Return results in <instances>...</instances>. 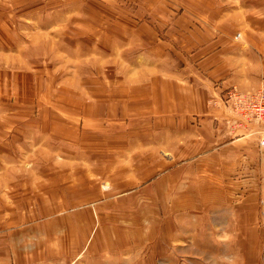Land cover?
Listing matches in <instances>:
<instances>
[{"label": "rangeland", "instance_id": "obj_1", "mask_svg": "<svg viewBox=\"0 0 264 264\" xmlns=\"http://www.w3.org/2000/svg\"><path fill=\"white\" fill-rule=\"evenodd\" d=\"M175 5L182 8L183 0H0V264H264L260 182L238 191L239 215L230 205L220 213L215 206L208 214L209 207L191 212L184 230L191 228L185 233L192 237L181 239L158 207L128 202V194L135 202L152 188L105 190L107 178L98 172L110 167L91 165L83 174L94 184L79 193L71 187L79 176L58 169L76 162L52 154L58 144L75 148V139L97 152L121 141L126 125L110 124L92 100L140 79L134 70L143 69V21L154 22L147 11ZM213 96L207 106L223 109ZM223 124L231 139L264 149L253 135ZM51 126L54 147L43 141ZM114 200L125 204H108ZM185 243L190 248L177 249Z\"/></svg>", "mask_w": 264, "mask_h": 264}, {"label": "crops", "instance_id": "obj_2", "mask_svg": "<svg viewBox=\"0 0 264 264\" xmlns=\"http://www.w3.org/2000/svg\"><path fill=\"white\" fill-rule=\"evenodd\" d=\"M183 3L182 8L147 11L154 22L143 21V69L134 70L140 79L124 81L122 87L106 90L107 98L92 100L98 114L105 110L110 124L126 125L121 141L97 152L84 150L75 139V148L68 149L54 141L52 126L51 136L46 140L43 135V141L59 145L52 153L56 157L76 162L74 169H58L79 176L71 186L79 193L94 184L83 174L88 167L107 165L109 173L98 172L107 178L105 190L152 188L149 197L143 192L140 198L134 196L135 202L128 194V202L161 207L156 209L161 221L170 219L174 236L187 239L192 237L185 233L191 228L184 230L191 212L209 207L208 214L215 206L220 213L230 205L239 215L244 201L237 198L243 195L238 191L259 182L264 191V149L250 139H231L221 118L223 109L207 106L209 96L221 87L236 84L252 91L264 83V0H208L199 7L190 0ZM130 70L122 75L129 77ZM78 87L75 90L84 93ZM208 232L205 235L211 236ZM185 244L177 249L190 248Z\"/></svg>", "mask_w": 264, "mask_h": 264}, {"label": "built area", "instance_id": "obj_3", "mask_svg": "<svg viewBox=\"0 0 264 264\" xmlns=\"http://www.w3.org/2000/svg\"><path fill=\"white\" fill-rule=\"evenodd\" d=\"M212 101L223 107L222 116L228 130L236 129L254 136L258 146L264 148V87L255 91H242L236 85H229Z\"/></svg>", "mask_w": 264, "mask_h": 264}]
</instances>
